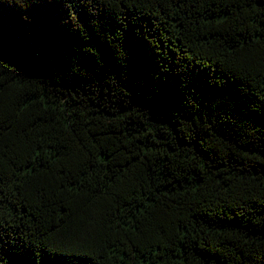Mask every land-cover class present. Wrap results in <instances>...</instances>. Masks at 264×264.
<instances>
[{
	"label": "trees",
	"instance_id": "16d2710c",
	"mask_svg": "<svg viewBox=\"0 0 264 264\" xmlns=\"http://www.w3.org/2000/svg\"><path fill=\"white\" fill-rule=\"evenodd\" d=\"M0 264H264V0H0Z\"/></svg>",
	"mask_w": 264,
	"mask_h": 264
}]
</instances>
